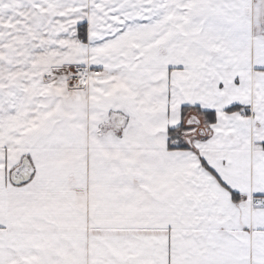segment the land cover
I'll list each match as a JSON object with an SVG mask.
<instances>
[{"label":"snow or ice","instance_id":"obj_1","mask_svg":"<svg viewBox=\"0 0 264 264\" xmlns=\"http://www.w3.org/2000/svg\"><path fill=\"white\" fill-rule=\"evenodd\" d=\"M0 264H264V0H0Z\"/></svg>","mask_w":264,"mask_h":264}]
</instances>
